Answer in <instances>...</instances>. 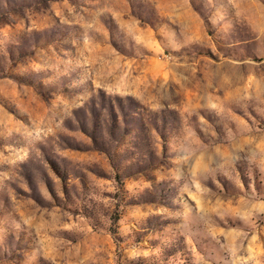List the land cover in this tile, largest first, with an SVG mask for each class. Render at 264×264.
Wrapping results in <instances>:
<instances>
[{"label":"rangeland","instance_id":"obj_1","mask_svg":"<svg viewBox=\"0 0 264 264\" xmlns=\"http://www.w3.org/2000/svg\"><path fill=\"white\" fill-rule=\"evenodd\" d=\"M0 264H264V0H0Z\"/></svg>","mask_w":264,"mask_h":264}]
</instances>
